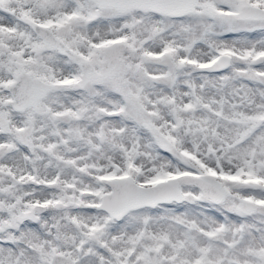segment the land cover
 <instances>
[{
  "label": "snow or ice",
  "instance_id": "1",
  "mask_svg": "<svg viewBox=\"0 0 264 264\" xmlns=\"http://www.w3.org/2000/svg\"><path fill=\"white\" fill-rule=\"evenodd\" d=\"M0 264H264V0H0Z\"/></svg>",
  "mask_w": 264,
  "mask_h": 264
}]
</instances>
